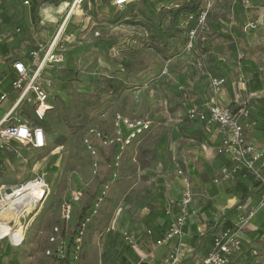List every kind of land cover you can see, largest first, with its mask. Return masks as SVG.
I'll list each match as a JSON object with an SVG mask.
<instances>
[{
    "label": "rangeland",
    "instance_id": "374dc122",
    "mask_svg": "<svg viewBox=\"0 0 264 264\" xmlns=\"http://www.w3.org/2000/svg\"><path fill=\"white\" fill-rule=\"evenodd\" d=\"M71 1L66 14L49 26L47 34L36 35L20 50L25 56L38 48L41 59L50 52L49 57L55 56L59 63L54 61L42 72L43 86L45 81H52L48 88L50 110L44 119L36 116L33 94L30 101L22 102L16 110L24 121L45 130L47 146L31 151L16 144V152L12 145L5 144L2 149L0 264H62L56 256L47 255V249L56 247L47 239L56 226L60 228L58 235L63 230L65 233L62 224H69L71 231L75 229L88 204L91 209L84 216L89 222L80 258L81 264H97L99 253L105 248L101 232L121 235L125 230L120 221L125 203L134 192L141 202L151 186L147 168L159 159L160 129L169 121L170 126L164 130L171 134L178 126L174 119L179 115L181 121L187 113L186 107H175L186 89L183 86L204 82L200 74L197 79L193 73L204 67L202 55L218 50L231 56L233 52L241 56L240 61L253 55L252 51L248 53L245 39L225 42L218 33H229L240 26L252 43L261 42L255 48L259 53L255 58L261 57L264 50V0H215L204 26L198 24L197 14L193 13H181L174 21L172 11L178 10L180 2L189 0H149L148 5L131 0L130 4H135L132 10L114 6L113 0L109 4L98 0V7L92 0H81V4L80 0ZM190 2L204 4L205 0ZM71 12L79 25L77 33L69 30V23L65 25ZM87 12L91 19L85 16ZM251 22L258 23V28L251 30ZM176 29L181 31L179 38L172 34ZM191 30H198L192 47L188 41ZM165 42L170 44L166 59L159 53ZM6 59L0 53V69ZM39 63L35 59L29 65L34 70ZM9 95L0 104L2 110L19 98L16 91ZM119 114L131 120L145 119L153 127L118 150L111 140L115 135L113 122ZM122 132L125 137L127 130ZM130 173L133 178H129ZM38 185H42L46 197L34 203L31 210L26 211L28 195L6 205L17 192ZM131 186L133 191L129 195ZM66 204L71 206V218L62 223ZM10 219L15 221L8 230L6 223Z\"/></svg>",
    "mask_w": 264,
    "mask_h": 264
},
{
    "label": "crops",
    "instance_id": "0c3cea01",
    "mask_svg": "<svg viewBox=\"0 0 264 264\" xmlns=\"http://www.w3.org/2000/svg\"><path fill=\"white\" fill-rule=\"evenodd\" d=\"M26 1H30V5L26 6ZM71 2V0H62L58 7L52 4H44L39 10L40 23L35 26L32 9L35 3L34 0H3L0 4V42L7 43L11 48H15L18 41L24 37L32 36L30 41H33L36 35L44 36L48 33L50 25L59 22L63 18ZM92 3L96 7L99 5L98 0H92ZM88 13L85 16L91 19V15L90 13L88 15ZM75 16L72 12L68 14L65 21V25L69 23L68 28L72 30V33H77L76 31L79 29V25L75 22ZM17 28L23 29L22 33L18 32ZM10 41L16 42L15 45H11ZM261 41L264 43V37ZM260 43L259 41L252 43L249 39V44L254 48ZM24 45H28V43L22 41L16 52L20 55L19 59L30 63L32 61V58L29 60L31 52L38 48H34L23 56L24 54L20 50ZM248 53H251V51ZM252 53L253 55L248 54L250 56L247 58L255 60L260 66V70L263 72L261 80L264 88V50L260 53L262 56L258 59L255 58L256 55L253 51ZM202 57L205 62L204 67H199V70L193 73L197 74H195L196 78L200 74L204 82L199 86H196V82L183 86L186 87L182 93L183 96L175 103V107L179 109L183 106L187 108L184 119L178 120L179 115L177 116L178 119H174L178 121L176 123L178 126L173 128L174 133L171 132V134L164 130L165 126H170L168 121L160 129L161 133L159 132L160 134L157 136V157L159 159L155 161L152 168H147L149 170L147 173L150 174L152 179L150 188L146 189L145 197L141 202H138L137 192L131 194L133 191L132 186L128 190V194L131 195L129 202L125 203L126 209L120 221L122 220L124 229L131 232L135 237L138 248L134 249L127 245L120 233L117 237L116 232L103 231L101 236L105 248L103 251L101 249L97 264H159L171 253L179 256V262L176 264H200L206 253L212 248L211 236L224 228L227 221L235 224V214L237 212L232 211H236V208L240 205L247 212L255 209L250 222L242 228L240 236L246 246L254 249V252L259 255L256 258V264H264V208L258 207L260 200L259 188L243 203L236 196L227 194L226 188L232 186L233 183L218 182L222 176L221 169L231 165L229 158L218 152V148L226 143L227 136L218 125L207 126L202 122L191 121L187 116L188 111L192 108L207 111L210 105L216 102L221 106L231 109L236 108L238 97L240 95L245 96L250 99L249 105L251 107V113L246 121L249 125L253 124L249 128L246 138L254 148L264 151V89L255 92L248 91L247 83L250 76L240 72V65H242L240 55L232 52L230 56L228 53L222 54V52L215 50V52H205ZM215 77L225 79V84L220 87L218 93H215L212 87V81ZM8 78L6 76L1 82L0 97L3 93L9 95L13 92V89L6 90L10 83V78ZM179 82H183L182 77L179 78ZM13 105L7 110H2L0 107V120L9 113ZM170 120H173V118H170ZM12 147L15 148L16 152L18 151L14 144H12ZM148 158L150 159V157ZM179 171L183 174L180 175ZM128 176L133 178L132 174ZM186 179L190 181V187L193 190V202L191 204L192 213L187 221L184 239L171 243V245H158L157 241L164 237L172 223V216L167 214L168 203L170 200L177 201L181 198L186 187ZM131 185H133V182H131ZM34 203L37 202L29 200L26 211L31 210ZM90 207L91 204H88L86 207L87 213L91 209ZM2 209L4 208L2 207ZM26 211L24 210L23 213H26ZM117 220L118 217L115 221ZM9 221L12 223L15 220L10 219ZM77 223L78 221L75 225ZM62 225H64L62 228L65 229V233L63 230L60 237L69 248L76 228L71 231L69 224ZM194 237H198L199 240L195 242ZM114 244L117 245L112 247Z\"/></svg>",
    "mask_w": 264,
    "mask_h": 264
},
{
    "label": "built area",
    "instance_id": "2783aa9c",
    "mask_svg": "<svg viewBox=\"0 0 264 264\" xmlns=\"http://www.w3.org/2000/svg\"><path fill=\"white\" fill-rule=\"evenodd\" d=\"M131 0H113V5L118 8H123L130 3ZM3 0H0V4ZM215 0H205V3L201 5V9L197 13V20L200 26H204L212 6ZM82 1L80 0L79 4ZM25 5H30V1H26ZM76 5V4H75ZM72 13V12H71ZM70 13V14H71ZM251 30L258 28V23L251 22L249 25ZM18 32H21L20 28H17ZM198 30H191L189 36V46L192 47ZM50 52L41 59V49L34 50L30 56L32 60L39 59L40 63L33 70L29 63L22 59L14 61L13 67L17 73V80L12 84L13 91L19 93V98L13 105V108L9 113L0 120V149L4 148L5 144L12 145L17 143L31 151H37L47 146V137L45 130L40 126H34L16 114V110L19 105L24 101H30L31 94L35 95L36 116L43 120L50 106L48 100L50 94H48V88L51 86L52 81H45L43 86L41 83L42 72L46 71L48 67L53 65L58 60L55 56H50ZM50 58V59H48ZM53 59V60H52ZM55 59V60H54ZM225 84V79L215 77L212 81V87L215 93L220 91V87ZM1 88V83H0ZM9 97L6 93L1 94L0 101L3 102ZM250 99L245 96L238 97V106L236 108H229L221 106L220 104L213 103L210 105L207 111L199 110L198 108H192L188 111V119L191 121H197L205 123L207 126H219L221 131L227 136L226 143L218 148V152L229 158L231 162L230 166H225L221 169L222 176L220 181L233 182L238 176L241 170L244 169L249 172H253L256 179L259 181V208H264V151L254 148L248 141L247 134L250 126L253 124L246 121L251 113ZM115 135L111 140L113 147L124 149L127 145L135 142L139 137L148 133L153 124L145 119H129L119 114L115 121ZM255 125V123H254ZM125 128L127 134L124 137L125 132L122 130ZM180 175L183 173L178 172ZM186 187L179 200H170L168 203L167 214L172 216L171 225L169 230L165 233L164 237L157 241L158 245H171L176 241H182L185 236V228L188 224V219L192 213L191 204L193 202V190L190 187V181L186 179ZM2 190V189H1ZM62 215V223H66L71 218V206L66 204ZM235 224L232 227L222 228L220 231L213 235V245L211 250L206 253L200 264H231L232 257L237 254L242 248L243 238L240 236L242 228L247 226L252 218L255 209L251 212H247L243 206L236 208ZM89 218H84L79 222L76 227L69 248L65 245L66 242L62 241L60 235H58L60 228L56 226L52 235L47 239V242L51 245H56L55 248L47 249V255L56 256L63 261H67L69 264H81L80 254L84 247V236L87 229ZM149 234H151L149 232ZM121 236L123 240L131 248L137 249L138 243L135 237L128 230H122ZM2 240V239H1ZM179 262V256L171 253L170 256L165 258L159 264H176Z\"/></svg>",
    "mask_w": 264,
    "mask_h": 264
},
{
    "label": "trees",
    "instance_id": "16d2710c",
    "mask_svg": "<svg viewBox=\"0 0 264 264\" xmlns=\"http://www.w3.org/2000/svg\"><path fill=\"white\" fill-rule=\"evenodd\" d=\"M61 1L62 0H34L35 3L32 7L33 13H34V21H33L34 25L37 26L40 23L39 10L44 4H52L58 7ZM157 1L162 2L164 0H157ZM102 2L103 4H109L111 0H103ZM141 2L148 5L149 0H141ZM180 3H181L180 6L177 8L178 10L172 11L174 12V16L176 18L174 19V21L178 20V16L181 15V13L197 14L199 10L201 9L200 7L202 5V3L194 4L193 2H190V0L188 2L183 1ZM126 6L127 8L132 10L135 7V4L129 3ZM22 31L23 29H21V33ZM180 32H181L180 30L176 29L175 31H173L172 34H174L173 36L175 38H179L178 35L180 34ZM244 32L245 31L239 26L237 28H234V30L230 29L229 33H225V32L218 33V36L221 38V40L225 42H231V41H234L235 39L243 38L245 39L247 49L250 51H253L255 55H259L257 51L255 52V48L249 44V37L248 36L246 37ZM31 37H24L20 39L16 45L17 47L15 48H11L10 46H8L7 43L0 44V53L2 55L9 56L12 54L10 57L6 59L5 66L2 68V70H0V83L2 82V80H4L3 78H5L6 76L10 78V79L8 78L10 82L9 90L12 89L13 82L17 80V73L13 67V64H14V61L18 60L20 57L19 53L16 52V50L19 48L18 45H20L22 41H25L27 43L30 42ZM154 41H157V39L154 38ZM169 46H170L169 42H165V44L160 45V48L162 49L159 48V53L165 59L169 58L166 55V52L168 51ZM151 47H154V44H152ZM30 58L31 56H29V60ZM241 64H242V72L244 73V75L250 76L249 81L247 83L248 91L250 90V91L255 92V91L263 90L264 88H263V84L261 80V75L263 74V72H261L260 70L261 68L256 63V61L250 60V59L248 60L243 59ZM12 144L16 146L17 143H12ZM2 154H3L2 149H0V156ZM241 171L242 172H240L238 176L235 178V181L232 182L233 185L226 188V193L229 195L236 196L240 200V202L243 203V202H246L255 193V190L260 188V185H259V181L256 179V176L254 175L253 172H249L244 169H242ZM232 212H236V211H232ZM86 214H87V211H84L83 215H81V218L79 220L82 221L85 218L84 216ZM229 215H234V214H229ZM232 226L233 224H231L230 221H227L226 226L224 228H228ZM211 237H212V243H213V236ZM194 238H195V242L199 240L198 237H194ZM257 257H259V255L254 252V249L248 248V246H246V243L243 241L241 250L232 257L231 264H256L255 261ZM61 263L69 264L67 261H63V260L61 261Z\"/></svg>",
    "mask_w": 264,
    "mask_h": 264
},
{
    "label": "bare ground",
    "instance_id": "6f19581e",
    "mask_svg": "<svg viewBox=\"0 0 264 264\" xmlns=\"http://www.w3.org/2000/svg\"><path fill=\"white\" fill-rule=\"evenodd\" d=\"M5 187L3 188V190L5 189ZM41 187L42 185H38V187H35V188L22 189V191L17 192L16 195L14 194L15 196H11L10 200H8L9 201L8 204L6 205L14 204L17 201H22V199L27 195L30 201H36L37 203H39V201H43L46 197L45 196L46 194L44 193L45 191L41 189ZM10 224H11V221L8 220L6 223L8 229H11Z\"/></svg>",
    "mask_w": 264,
    "mask_h": 264
}]
</instances>
